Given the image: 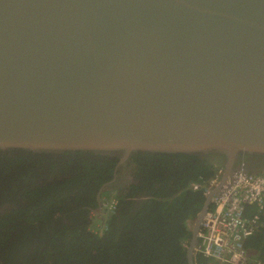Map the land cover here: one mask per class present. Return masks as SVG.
Segmentation results:
<instances>
[{
  "label": "water",
  "instance_id": "95a60500",
  "mask_svg": "<svg viewBox=\"0 0 264 264\" xmlns=\"http://www.w3.org/2000/svg\"><path fill=\"white\" fill-rule=\"evenodd\" d=\"M0 149L223 157L195 264L212 196L264 156V0H0Z\"/></svg>",
  "mask_w": 264,
  "mask_h": 264
},
{
  "label": "trees",
  "instance_id": "16d2710c",
  "mask_svg": "<svg viewBox=\"0 0 264 264\" xmlns=\"http://www.w3.org/2000/svg\"><path fill=\"white\" fill-rule=\"evenodd\" d=\"M211 158L139 153L134 185L114 197L119 210L100 230L75 202L112 179V159L93 152L0 150V264H189L191 224L206 201L191 186L224 167L223 157ZM258 160L264 156L240 158ZM110 192L117 191L101 197ZM245 248L254 264H264V215ZM194 262L215 264L200 255Z\"/></svg>",
  "mask_w": 264,
  "mask_h": 264
},
{
  "label": "built area",
  "instance_id": "2783aa9c",
  "mask_svg": "<svg viewBox=\"0 0 264 264\" xmlns=\"http://www.w3.org/2000/svg\"><path fill=\"white\" fill-rule=\"evenodd\" d=\"M225 167H219L214 177L205 183H193L191 190L207 198L220 185ZM103 218L96 221L100 230L106 228V218L118 207L116 199H104ZM264 215V175L248 172L246 162L240 161L220 191L211 198L198 233L195 255L215 264H254L245 242L262 226Z\"/></svg>",
  "mask_w": 264,
  "mask_h": 264
},
{
  "label": "flooded vegetation",
  "instance_id": "af4514ba",
  "mask_svg": "<svg viewBox=\"0 0 264 264\" xmlns=\"http://www.w3.org/2000/svg\"><path fill=\"white\" fill-rule=\"evenodd\" d=\"M0 150L3 152H9V151H13V150L14 151H20L21 150V151L39 153V152L29 151V150H25V149H7V150L0 149ZM65 153H67V152H65ZM60 154H63V153H60ZM96 155H101V154H96ZM137 155H139V153L131 156L126 162H122L123 157L121 155H118V154L102 155V156L109 157L110 159L113 160L112 165H111V169L114 167L112 179L106 183H101V184L95 186L96 190L98 189L99 191L96 192L93 197H92L93 194L88 195V196L86 195L85 198L82 197V199H78L75 202L77 207H79L81 209H84V207H85V209L89 210L90 215H89V217L87 215L88 220L89 219L92 220V213L99 209V206H100L99 197H100L101 193H103L105 191H111V190L117 191V192H112V193L110 192V194L107 195L108 199H112L116 196H119L118 194H120V192L123 195H125L126 193H128L130 191L131 185H134V183H135V177H134V173H133V162L137 158ZM212 157L213 158H211V159H214V160H216V162H219V159L217 158L218 156H212ZM221 162L225 164L223 159ZM246 164H247L248 172L251 174L260 175V173L264 172V162L262 160L251 161V163H246ZM237 166H238V164L236 165V168H237ZM109 177L110 176L103 178V179H97V180L103 181V180L108 179ZM114 194H117V195L115 196ZM13 199H15V198H13ZM84 201L86 202V205H85Z\"/></svg>",
  "mask_w": 264,
  "mask_h": 264
},
{
  "label": "clouds",
  "instance_id": "9594fccd",
  "mask_svg": "<svg viewBox=\"0 0 264 264\" xmlns=\"http://www.w3.org/2000/svg\"><path fill=\"white\" fill-rule=\"evenodd\" d=\"M104 193V192H103ZM102 194V193H101ZM101 194H100V197H99V200H100V206H101V204H102V201L104 200V199H108V197L107 196H105V198H103V197H101ZM112 199H114V198H112ZM99 206V207H100ZM119 210V205H118V207H117V210L115 211V213L117 212ZM112 214H110L108 217H110ZM107 217V218H108ZM101 218H103V216L101 217ZM101 218H99V219H101ZM107 218H106V220H107ZM92 221H98V219H97V217H95V218H92ZM194 224H195V222H194ZM192 228H193V226H192ZM196 256V255H195Z\"/></svg>",
  "mask_w": 264,
  "mask_h": 264
},
{
  "label": "rangeland",
  "instance_id": "374dc122",
  "mask_svg": "<svg viewBox=\"0 0 264 264\" xmlns=\"http://www.w3.org/2000/svg\"><path fill=\"white\" fill-rule=\"evenodd\" d=\"M115 196L117 195V194H114ZM99 208H101V213L100 214H98V212H99V209L97 210V211H95V212H93L92 213V218H95V217H97V219H99V218H101L102 217V214H103V210H102V207L100 206ZM96 222V221H95ZM192 226H194V223L193 224H191V227ZM253 262V261H252Z\"/></svg>",
  "mask_w": 264,
  "mask_h": 264
},
{
  "label": "bare ground",
  "instance_id": "6f19581e",
  "mask_svg": "<svg viewBox=\"0 0 264 264\" xmlns=\"http://www.w3.org/2000/svg\"><path fill=\"white\" fill-rule=\"evenodd\" d=\"M118 199H119V198H118ZM118 199H117V200H118ZM114 214H115V213H114Z\"/></svg>",
  "mask_w": 264,
  "mask_h": 264
}]
</instances>
